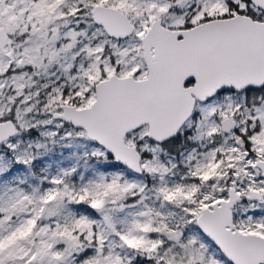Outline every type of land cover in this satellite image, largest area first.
<instances>
[{
  "label": "snow or ice",
  "instance_id": "obj_1",
  "mask_svg": "<svg viewBox=\"0 0 264 264\" xmlns=\"http://www.w3.org/2000/svg\"><path fill=\"white\" fill-rule=\"evenodd\" d=\"M0 264H264V0H0Z\"/></svg>",
  "mask_w": 264,
  "mask_h": 264
}]
</instances>
